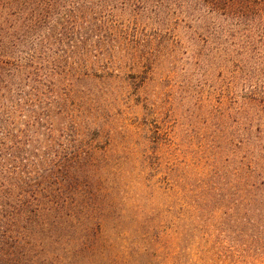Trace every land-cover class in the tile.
<instances>
[{
    "label": "rangeland",
    "instance_id": "rangeland-1",
    "mask_svg": "<svg viewBox=\"0 0 264 264\" xmlns=\"http://www.w3.org/2000/svg\"><path fill=\"white\" fill-rule=\"evenodd\" d=\"M91 11L145 42L102 46L109 74L71 81L67 152L84 170L75 187L37 179L55 186L41 204L7 201L0 264H264V178L248 174L264 118L240 109L232 61L195 19Z\"/></svg>",
    "mask_w": 264,
    "mask_h": 264
},
{
    "label": "trees",
    "instance_id": "trees-1",
    "mask_svg": "<svg viewBox=\"0 0 264 264\" xmlns=\"http://www.w3.org/2000/svg\"><path fill=\"white\" fill-rule=\"evenodd\" d=\"M91 9L93 15L132 10L162 23L195 19L206 28L204 41L232 61L231 83H245L240 109H256L264 118V0H0V209L17 195L28 206L30 199L41 204L55 186H40L37 179L52 184L55 173L75 187L84 168L79 152L73 154L78 161L68 158L74 142L68 129L79 123L66 111L74 95L67 89L74 79L109 74L102 46L111 53L114 42L127 47L145 42L116 34L121 24L106 28L99 20L95 25L86 17ZM248 81L253 83L246 87ZM263 140L260 130L254 148L263 149ZM261 154L247 172L256 179L264 178Z\"/></svg>",
    "mask_w": 264,
    "mask_h": 264
}]
</instances>
